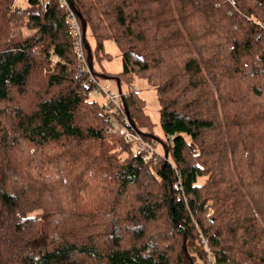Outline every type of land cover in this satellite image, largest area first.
<instances>
[{
    "label": "trees",
    "instance_id": "obj_1",
    "mask_svg": "<svg viewBox=\"0 0 264 264\" xmlns=\"http://www.w3.org/2000/svg\"><path fill=\"white\" fill-rule=\"evenodd\" d=\"M42 1L0 0V264H197L166 250L182 232L202 264L199 235L216 264H264V0H66L92 59L110 39L118 85L154 90L163 168L108 129L87 95L98 72L77 77L63 4ZM122 101L136 130L151 127L141 99ZM112 188L125 212L113 223Z\"/></svg>",
    "mask_w": 264,
    "mask_h": 264
},
{
    "label": "rangeland",
    "instance_id": "obj_2",
    "mask_svg": "<svg viewBox=\"0 0 264 264\" xmlns=\"http://www.w3.org/2000/svg\"><path fill=\"white\" fill-rule=\"evenodd\" d=\"M13 1L17 5H24V3H25V0H13ZM44 1H46V0H43L42 2H44ZM65 21H66L67 30L69 31L66 12H65ZM77 21H78V19H77ZM78 24H79V21H78ZM18 31H20L21 34H23V35H28V34L32 33L31 29L26 28L24 26H20L18 28ZM69 33L72 37V46H73V51H74V55H75L74 38H73L70 31H69ZM84 33H85L86 40L90 45V48L93 49V46H92L93 39H92L89 31L87 30L86 26H85V32ZM82 49H83V52L85 54V51H86L85 46H82ZM85 56H86V54H85ZM75 59H76V56H75ZM86 59H87V56H86ZM91 63H92L91 67H92V69H94V72H98V73L94 74L93 72H91V68L89 67L88 60H87L88 69L91 72L90 75L93 78H95V76H96V78H95L96 80L94 79V81H95V83H97L96 86L94 84L93 88L88 92L87 95L90 97V98L89 97L88 98L89 99L93 98L97 102L101 103V105H103L104 111H106L107 113L109 112L108 114L110 116V120H114L116 118V116L120 114V111L116 110L113 107L109 108L108 106L104 105L105 99H104V93L103 92L105 90H109V91H113V92L120 94V103L122 106V110L124 112L125 110L123 107L122 94L128 93V91L132 92V90H137V93L134 95H136V98L141 99L143 101V105H142L141 109H142L143 114L147 116V118L151 124V127L146 128L144 126H140V128H138V130L141 133L142 143L137 139L130 140L128 142L130 144V149L132 151L136 152L137 146H142L145 149H142L140 151L141 153H139V154L140 155H147L148 154L147 150H150L152 147L154 150L152 156H155V160H153L151 157L147 158V160H152V161L162 160V168L164 167V164H169L170 167H173L172 163H170L164 159L165 158L164 150H163V147L159 144L160 140H164V136H163V133H162L160 125H159L158 102L156 99L155 92L151 88V86L146 83V80L144 78L132 76V79L129 83H127L124 80H121L119 82V91H118L117 83L115 82V80H111L110 77H112V79L116 78V76L114 74L118 73L121 70V59H120V53H119V50H118L116 44L110 39H104L103 40V42H102V55L97 56V58H93V59L91 57ZM76 65H77V60H76ZM82 74L83 73L77 72V77L79 76L82 78ZM100 75L107 76V77H101ZM82 82L87 83L85 78H82ZM143 134L148 135L150 137V141L143 138ZM125 152H129L128 146H126L124 153H122L121 148H116L113 151H111L110 153L120 155L123 157L125 155ZM187 155H189V154L187 153ZM189 158H188V160H189ZM206 179H207L206 175L198 177L197 183H204ZM177 183H179L178 180L175 181L172 186L176 187ZM112 190L114 193L113 203H111L110 201L108 202V204L112 206V207L109 206L112 208L111 209V215H110L111 223H113L116 220L115 217H118L120 221L123 219V217L125 218L124 199L122 197V200H120V198H119L120 194L118 193L117 189L112 188ZM131 190H132V188H130V191ZM129 193H132V192H129ZM125 199H128V196H125ZM83 203H85V202L83 201ZM131 203L133 205H135L137 208L138 202L134 201L133 197H132ZM120 205H121V209L119 210ZM106 206H107V202L104 199H101L98 194L95 195L94 199L88 205L89 208L94 209L95 211H99L100 209H103ZM125 208H127V207H125ZM126 216H127V214H126ZM161 220H162V215H159V218L157 217L156 219L150 221L148 223L149 224L148 231L150 229L152 230V229L157 228V227L159 229H161L162 226H164L163 225L164 220L163 221H161ZM93 227H94V224L86 226L87 229L93 228ZM183 233L184 232H182V234ZM182 234L178 235L176 237H174L173 235H170L171 237L167 236L168 242L166 243L167 244L166 250L170 254L174 253V252L177 253L178 251H181L182 255H184L188 260L192 259L194 263L202 264V258L203 257L201 259L197 258V255L199 256V258L201 257L202 252H201L200 248L197 246L195 241H194L195 243L193 241H191L189 246L187 247L186 246V239H184V248H183V246H182V244H183ZM199 243H200V241H199ZM203 248H204V246H203ZM199 250L201 253L199 252ZM204 252H205L206 264H208L207 252H206L205 248H204ZM209 255H210V259L212 260V254H211L210 250H209ZM214 264H216V263L214 262Z\"/></svg>",
    "mask_w": 264,
    "mask_h": 264
},
{
    "label": "built area",
    "instance_id": "obj_3",
    "mask_svg": "<svg viewBox=\"0 0 264 264\" xmlns=\"http://www.w3.org/2000/svg\"><path fill=\"white\" fill-rule=\"evenodd\" d=\"M58 1L64 6L66 17L68 20V29L74 38L75 56L77 60V67L80 70L79 73L81 72L90 73L87 65V59L82 49V46H84V39L81 32L80 23L78 24L79 20L77 21L78 17L76 16L75 12H73V10L68 6L67 4L68 2L66 0H58ZM132 92L136 94L137 90H132ZM103 93L105 99L104 105L108 106L109 108L113 107L116 110L120 111V114L118 115L119 119L115 118L114 120H110V125L108 129L113 130L117 135L122 137L127 142H129L130 140L137 139L142 143L141 135L138 132L134 131L132 127L128 128L123 123V122H127V118L122 110V106L120 103V94L109 90H105ZM142 149L145 148H143L142 146H137L136 153H141L140 151ZM147 152H148L147 155H143L144 160H146L149 157L155 160V156H152L154 152L153 148L151 147V149L147 150ZM199 241L206 249L208 264H214V262L210 259L209 249L207 247L206 239L201 235H199Z\"/></svg>",
    "mask_w": 264,
    "mask_h": 264
},
{
    "label": "water",
    "instance_id": "obj_4",
    "mask_svg": "<svg viewBox=\"0 0 264 264\" xmlns=\"http://www.w3.org/2000/svg\"><path fill=\"white\" fill-rule=\"evenodd\" d=\"M70 5H72V3H70ZM73 6V5H72ZM75 13H76V16L78 17V20H79V23H80V27H81V32H82V35L84 36V32H85V21L84 19L82 18L81 14L79 13L78 10H75ZM85 49H86V56H87V60H88V65L89 67L91 68L92 66V63H91V54H90V49L87 45V43L85 42ZM101 77H107V76H103V75H100ZM115 82L117 83V89L119 91V85H118V80L117 78H114ZM123 107H124V110H125V115H126V118L128 119V123L129 125L136 130V127L134 125V123L130 120L128 114H127V111H126V108L124 106V103H123ZM137 132H139L138 130H136ZM140 133V132H139ZM164 155L166 156V151H164ZM184 239H185V234L183 233L182 234V241H183V248H184Z\"/></svg>",
    "mask_w": 264,
    "mask_h": 264
}]
</instances>
